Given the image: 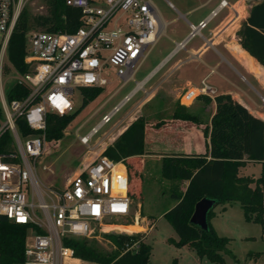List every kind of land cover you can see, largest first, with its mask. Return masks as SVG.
<instances>
[{"label": "built area", "instance_id": "built-area-1", "mask_svg": "<svg viewBox=\"0 0 264 264\" xmlns=\"http://www.w3.org/2000/svg\"><path fill=\"white\" fill-rule=\"evenodd\" d=\"M29 1L0 0V147L6 133L12 138L9 149L0 152V222L7 219L27 227L24 260L19 264H97L78 258L65 244L68 238L89 239L97 229L100 235L137 237L126 244L122 254L136 253L154 224L141 213H133L124 161L101 156L73 176L61 191L44 190L35 165L48 145V112L61 116L70 113L76 89L105 87L111 74L123 80L122 87L135 80L166 25L153 0H66L68 6L81 12L80 27L73 33L37 30L27 36L25 63L31 72L19 76L15 84L27 86L29 94L23 100L8 101L4 62L9 41ZM244 1L250 7L264 2ZM220 6L227 7L228 2L222 0ZM41 10L47 13L46 3ZM206 26L207 21L192 25L189 39L200 35ZM184 46L181 43L178 48ZM145 83H137L107 116L111 118ZM202 95L213 99L216 91L202 81L197 90L184 94L183 101L192 103ZM260 99L263 108L264 97ZM19 119L27 124L28 134L18 129ZM252 163L261 166L255 178L263 180L264 222V156ZM129 226L141 230H106Z\"/></svg>", "mask_w": 264, "mask_h": 264}, {"label": "trees", "instance_id": "trees-1", "mask_svg": "<svg viewBox=\"0 0 264 264\" xmlns=\"http://www.w3.org/2000/svg\"><path fill=\"white\" fill-rule=\"evenodd\" d=\"M47 13L31 19L25 8L15 31L9 41L7 60L19 75L31 72L25 63L27 34L36 28L46 32H75L81 25V12L66 4V0H45ZM240 45L246 52L242 58L246 66L260 75L258 64L264 69V2L250 8L249 17L237 32ZM257 61V62H256ZM10 71L9 67L5 69ZM82 105L79 112L94 102L103 88H81ZM29 94L25 85L15 84L6 93L8 101L23 100ZM200 100L216 104V112L210 124L190 112L189 108L177 105L171 119L158 123H149L144 116L130 121L121 129L116 142L109 146L104 155L114 161H124L130 178L129 194L138 198L142 179L140 167L146 155L147 130H161L167 126L181 125L201 129L208 141L205 154H163L161 158V177L170 182L169 191L176 205L164 217L170 222L178 241L177 247H189L201 260L210 264H225L224 254L228 253L230 239L220 237L211 224L213 209L208 214V230L191 223L197 203L208 198L217 205L239 203L247 222L261 224L262 221L263 180L242 174V169L264 156V121L252 114L248 106L236 100L230 94H218L214 99L200 96ZM77 114L59 115L48 112L46 121L47 142L58 143L65 130L74 121ZM23 134L29 128L23 119L17 121ZM11 134L6 133L0 152L9 149ZM135 181L133 182V179ZM187 183V185H185ZM184 186V189H183ZM142 214V213H141ZM143 216V214H142ZM140 231L137 226L107 227L110 231ZM27 227L15 224L7 219L0 222V264H19L24 260ZM116 249L106 252L89 239L68 238L65 244L75 250L78 258L97 264H150L152 247L145 242L140 244L136 253L122 254L127 243L137 237L105 234Z\"/></svg>", "mask_w": 264, "mask_h": 264}, {"label": "rangeland", "instance_id": "rangeland-1", "mask_svg": "<svg viewBox=\"0 0 264 264\" xmlns=\"http://www.w3.org/2000/svg\"><path fill=\"white\" fill-rule=\"evenodd\" d=\"M171 1L174 2V0ZM188 1L190 3L196 2L195 0ZM153 2L167 19L174 17L175 11L167 8L165 0H153ZM44 4L45 0H30L27 3L26 8L30 12L31 19L46 14L45 10H41V6ZM182 23H184L183 20L177 25ZM176 27V25L171 26L168 33L171 35L172 30ZM37 30L36 28L30 30L27 36L32 31ZM192 41H196V38ZM171 46L168 36L163 34L135 74V80L122 87L123 80L111 74L110 82L102 87L103 93L80 112L82 95L80 90H75L74 109L68 115L79 114L65 130L60 142L57 144L48 142L44 155L37 160L35 165L37 178L44 190H63L73 176L78 175L83 168L97 161L101 156H105V150L116 142L121 129L130 121L141 116H144L149 123L154 124L171 119L176 106L180 103L174 104L172 102L173 96L169 95L168 92L165 95L164 89L155 91L153 88L159 83L173 62L185 55V51L171 59L106 122V116L110 115L114 108L133 92L137 83L143 81L150 74ZM6 67L10 69L8 73L5 71ZM19 76L22 75L14 70L6 57L4 62L5 94L14 86ZM244 85L258 100L256 92L250 86ZM184 103L188 102L184 101ZM202 104L205 106L204 111L210 105L204 102ZM259 112L264 115V109L259 110ZM203 115V118L209 120L212 115L210 108L203 112ZM200 118L205 124H208L207 120ZM97 127H99L98 132L87 144H84L82 138L90 135ZM169 129L166 130L169 133L167 136L169 141L174 140L173 133L182 132L176 126ZM152 132L148 130L146 134L147 151H151L155 144L151 136ZM159 155L161 154L158 152H149L141 158L143 160L140 167L141 191L138 192L137 199H132L133 213H142L147 221L154 224L153 229L144 239V242L152 247L150 264H210L207 260L199 259L189 247H177L173 243V241H178L179 237L164 215L176 205V201L171 197L169 191L170 182L161 177L160 161L162 157ZM260 173L261 166L254 163H250L242 169V174L248 177H258ZM134 181L136 183L135 178ZM46 199L47 202H50L48 198ZM213 213L214 217L211 224L216 232L220 237L230 239L229 252L224 254L225 264H264V238L261 224L247 222L239 203L217 205L214 207ZM89 240L106 252L114 251V247L107 241L104 234H99L98 229Z\"/></svg>", "mask_w": 264, "mask_h": 264}, {"label": "crops", "instance_id": "crops-1", "mask_svg": "<svg viewBox=\"0 0 264 264\" xmlns=\"http://www.w3.org/2000/svg\"><path fill=\"white\" fill-rule=\"evenodd\" d=\"M195 1L190 3L188 0H174V2L165 0L167 8L175 11L174 17L170 19H167L157 7L166 25L164 34L168 36L172 46L141 83L147 82L171 59L185 51V55L173 62L153 90L164 89L165 95L168 92L173 96L174 104L179 102L180 105L189 108L191 113L202 117L210 124L216 112L214 101L208 107L212 111L209 120L203 118V112L208 111V108L204 111L205 106L202 104L204 101L200 100V96L192 103L183 101L187 91L197 90L202 81H206L216 91V95H232L239 102L245 103L252 114L264 121V115L259 112L264 109L260 101V96H264V69L258 64L260 68L258 75L246 66L242 58V54L246 52L242 49L237 36L243 22L249 17L250 5L244 0H225L228 2L227 7L220 6L222 0ZM182 20L184 23L178 26L177 24ZM202 21H207L206 28L200 35L189 39L192 25L197 26ZM173 25L177 27L170 35L168 30ZM195 38L196 41H192ZM181 43H185L183 49L178 48ZM244 84L256 92L258 100ZM173 126L181 129L182 132L173 133L172 141H169L167 137L169 133L166 131L172 126L161 130L149 129L153 131L151 136L155 144L151 151H147L146 145V153L158 152L162 157L163 154L190 155L207 152L209 140L205 139L201 129Z\"/></svg>", "mask_w": 264, "mask_h": 264}, {"label": "water", "instance_id": "water-1", "mask_svg": "<svg viewBox=\"0 0 264 264\" xmlns=\"http://www.w3.org/2000/svg\"><path fill=\"white\" fill-rule=\"evenodd\" d=\"M216 206V201L205 198L197 203L195 212L192 216L191 223L208 230V214Z\"/></svg>", "mask_w": 264, "mask_h": 264}, {"label": "bare ground", "instance_id": "bare-ground-1", "mask_svg": "<svg viewBox=\"0 0 264 264\" xmlns=\"http://www.w3.org/2000/svg\"><path fill=\"white\" fill-rule=\"evenodd\" d=\"M109 120H110V118L107 116V117H106V122L109 121ZM99 127H100V126H99ZM99 127H97L96 129H94L93 132H92L90 135H88V136L83 140V143H84V144H87V143L90 141V139L93 137V135L96 134V133L98 132Z\"/></svg>", "mask_w": 264, "mask_h": 264}]
</instances>
